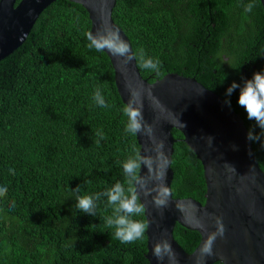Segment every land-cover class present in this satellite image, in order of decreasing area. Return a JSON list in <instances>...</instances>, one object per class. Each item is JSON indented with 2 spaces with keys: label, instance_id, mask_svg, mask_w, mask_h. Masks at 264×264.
I'll return each mask as SVG.
<instances>
[{
  "label": "trees",
  "instance_id": "1",
  "mask_svg": "<svg viewBox=\"0 0 264 264\" xmlns=\"http://www.w3.org/2000/svg\"><path fill=\"white\" fill-rule=\"evenodd\" d=\"M249 2L116 0L112 19L127 36L143 79L153 83L176 73L225 101L233 81L242 84L264 71V12L260 0L246 12ZM89 31L80 6L56 0L26 41L0 61V186L7 187L0 197V264H148L146 234L125 244L105 225L112 213L106 197L95 216L76 208L77 195L125 182L122 164L139 151L135 135L125 131L110 61L88 47ZM140 53L160 61L158 73L140 66ZM97 89L108 108L95 103ZM238 97L239 89L227 98L230 108L248 132L260 134ZM172 135L173 198L203 204L201 163L178 131ZM262 142L264 136L251 144L264 171ZM134 219L145 221L144 215ZM173 237L188 254L200 241L179 225Z\"/></svg>",
  "mask_w": 264,
  "mask_h": 264
},
{
  "label": "water",
  "instance_id": "2",
  "mask_svg": "<svg viewBox=\"0 0 264 264\" xmlns=\"http://www.w3.org/2000/svg\"><path fill=\"white\" fill-rule=\"evenodd\" d=\"M55 1L0 0V61L26 41L42 12ZM65 1L87 13L89 32L113 28L131 46L112 19L116 0ZM260 3L264 12V0ZM102 52L110 61L122 103H127L132 91L139 92L152 136L156 143L162 140L165 144L169 202L164 208H156L152 196L141 195L146 206L145 222L149 224L145 233L148 264H198L200 249L207 236L216 230L218 217L222 218L225 234L214 242V255L206 256L199 264H264V171L255 158L241 117L194 78L170 73L149 83L141 77L135 59L124 64L122 58L112 56L107 50ZM172 130L182 135L181 141L201 163L206 188L203 204L191 198H173L171 162L177 140ZM135 137L139 152L154 160L153 139L142 133ZM155 170L156 163L150 168L141 167V175L149 179V188L153 187L150 177ZM176 225L198 233L200 241L192 253H186L175 241ZM163 240L171 244L174 257L165 256L163 261H158L152 250Z\"/></svg>",
  "mask_w": 264,
  "mask_h": 264
},
{
  "label": "clouds",
  "instance_id": "3",
  "mask_svg": "<svg viewBox=\"0 0 264 264\" xmlns=\"http://www.w3.org/2000/svg\"><path fill=\"white\" fill-rule=\"evenodd\" d=\"M256 7L254 0H250L245 6L246 12H251ZM31 14V12L29 13ZM89 41L88 47L97 51L109 52L112 56L122 58L124 64H128L136 59V54L132 52L131 46L119 34V31L113 28H105L103 31L95 33H86ZM140 66L153 72H159L160 61L150 57H145L140 53ZM239 89L238 105L245 110L247 118L255 121L256 126L261 129L260 134H255L250 129L247 139L250 141H260L264 136V71L255 72L251 79H245L242 84L233 81L225 91V103L231 107V100L227 99ZM93 99L97 105L108 108L105 98L101 95L100 89L95 91ZM123 115L127 117V125L125 131L132 135L142 133L153 139L155 143L156 157L153 159L146 158L138 150L134 155H130L122 164L123 172L126 177L125 182H116L104 192L92 195H77L76 208L82 213L95 216L97 202L102 197H106L107 204L112 208L111 215L104 217V223L108 228L113 229V235L121 243H132L142 240L145 237L149 224L143 220L134 219V217H142L145 214V204L141 202V195L145 198L152 196V202L156 208H164L167 206L170 198V192L166 186V170L167 160L164 157L165 144L161 140L155 142L152 136V127L145 121L143 115V101L141 94L132 91L131 95L123 107ZM103 138L102 134L97 133ZM264 146V142H262ZM156 163V170L150 179L154 182L153 187L149 188V179L141 175L142 165L150 168ZM11 174L15 173L14 169H9ZM75 193L80 192L79 186L73 190ZM154 193V195H153ZM7 194V187L0 186V197ZM12 207H15L13 202ZM225 234V226L222 218L216 219V230L210 233L203 246L200 249L198 257L199 262L204 261L206 256H213V245L217 237H223ZM153 255L158 261H163L165 256L172 259L174 250L171 244L166 241H159L153 247Z\"/></svg>",
  "mask_w": 264,
  "mask_h": 264
}]
</instances>
